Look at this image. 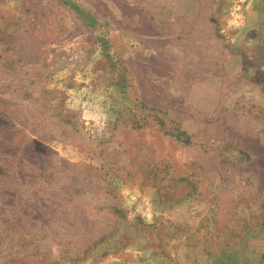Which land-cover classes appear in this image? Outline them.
I'll return each mask as SVG.
<instances>
[{
  "label": "rangeland",
  "instance_id": "obj_1",
  "mask_svg": "<svg viewBox=\"0 0 264 264\" xmlns=\"http://www.w3.org/2000/svg\"><path fill=\"white\" fill-rule=\"evenodd\" d=\"M0 264H264V0H0Z\"/></svg>",
  "mask_w": 264,
  "mask_h": 264
},
{
  "label": "trees",
  "instance_id": "obj_2",
  "mask_svg": "<svg viewBox=\"0 0 264 264\" xmlns=\"http://www.w3.org/2000/svg\"><path fill=\"white\" fill-rule=\"evenodd\" d=\"M181 135H182V133H180ZM180 134H177V137H179L180 138ZM181 141H183V142H187V138H184V139H181Z\"/></svg>",
  "mask_w": 264,
  "mask_h": 264
}]
</instances>
